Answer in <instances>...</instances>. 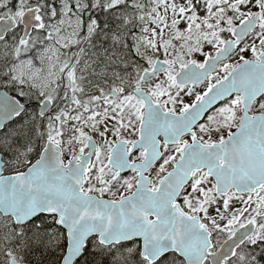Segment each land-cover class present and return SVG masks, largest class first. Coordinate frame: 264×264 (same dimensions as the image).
<instances>
[{"label": "snow or ice", "instance_id": "6c2138e0", "mask_svg": "<svg viewBox=\"0 0 264 264\" xmlns=\"http://www.w3.org/2000/svg\"><path fill=\"white\" fill-rule=\"evenodd\" d=\"M0 264H264V0H0Z\"/></svg>", "mask_w": 264, "mask_h": 264}]
</instances>
